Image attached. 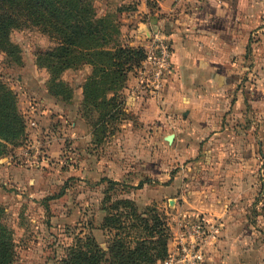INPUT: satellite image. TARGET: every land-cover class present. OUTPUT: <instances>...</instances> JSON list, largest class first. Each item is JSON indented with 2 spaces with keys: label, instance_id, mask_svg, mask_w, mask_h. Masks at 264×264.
I'll return each mask as SVG.
<instances>
[{
  "label": "rangeland",
  "instance_id": "rangeland-1",
  "mask_svg": "<svg viewBox=\"0 0 264 264\" xmlns=\"http://www.w3.org/2000/svg\"><path fill=\"white\" fill-rule=\"evenodd\" d=\"M87 2L97 18L118 26V41L128 45L127 31L134 24L125 16L136 10L138 0ZM10 39L19 52L16 58L0 52V81L15 94L21 115L30 105L36 110L32 115L36 127L26 128L23 138L0 139V208L13 234L14 264H59L76 239L86 236H92L106 251L116 231L102 227L105 209L122 213L112 209L122 198L129 199L139 214L154 212L164 222L169 255L155 264H167L170 257L181 256L176 249L180 240L189 236L182 229L184 218L196 215L217 227L215 237L201 249V264H264V128L255 131L253 126L255 119L264 123V86L251 105L252 111L246 110L252 119L243 121L241 128H232L231 137H223L228 138L230 156L202 155L204 177L209 166L214 173L203 189L217 192L230 187L239 196L228 219H206L196 211L175 210L172 202L167 203L169 190L163 186L178 166L186 164L177 156L175 141H167L174 132L181 133L166 125L164 120L172 115L155 116L162 106L163 90L158 96L148 74L140 73L139 68L129 74L134 86L127 88L126 82L120 92L121 115L98 140L90 126L97 115L82 103V85L89 68L67 70L52 85L48 70L36 66L35 53L51 48L53 40L33 27L13 31ZM251 85L254 88L256 84ZM247 145L255 157L250 163L243 157ZM191 165L188 161L187 167ZM106 180L117 185L107 190ZM122 232V236H144L141 231Z\"/></svg>",
  "mask_w": 264,
  "mask_h": 264
},
{
  "label": "crops",
  "instance_id": "crops-1",
  "mask_svg": "<svg viewBox=\"0 0 264 264\" xmlns=\"http://www.w3.org/2000/svg\"><path fill=\"white\" fill-rule=\"evenodd\" d=\"M125 20L134 24L127 31L129 46L143 45L155 33L171 43L173 72L155 116L172 115L164 121L181 131L174 132L172 142L186 165L178 166L163 186L169 190L167 203L206 219H228L238 191L203 189L214 173L209 166L204 177L202 155L229 157L228 138L223 137L252 119L246 110L252 111L264 86V0H138ZM133 86L129 77L127 88ZM253 122L255 131L264 128L263 122ZM243 157L255 161L248 145ZM191 160L195 162L187 167Z\"/></svg>",
  "mask_w": 264,
  "mask_h": 264
},
{
  "label": "trees",
  "instance_id": "trees-1",
  "mask_svg": "<svg viewBox=\"0 0 264 264\" xmlns=\"http://www.w3.org/2000/svg\"><path fill=\"white\" fill-rule=\"evenodd\" d=\"M27 27L40 30L54 42L51 48L35 53L36 66L48 70L52 85L67 70L89 68L82 85V103L95 111L97 117L90 126L93 136L102 140L108 126L121 115L120 92L129 74L144 61V49L120 44L118 26L97 18L87 0H0V52L16 58L19 50L10 35ZM25 133L16 96L0 81V139L15 141ZM106 182L107 190L117 185L112 180ZM112 209L122 213L105 209L102 227L116 231L107 250L92 236L77 238L59 264H155L169 255L168 230L157 214H139L125 198L117 200ZM2 213L0 208V264H14L13 234ZM124 230L141 231L144 236H122Z\"/></svg>",
  "mask_w": 264,
  "mask_h": 264
},
{
  "label": "built area",
  "instance_id": "built-area-1",
  "mask_svg": "<svg viewBox=\"0 0 264 264\" xmlns=\"http://www.w3.org/2000/svg\"><path fill=\"white\" fill-rule=\"evenodd\" d=\"M145 51V59L141 63L139 72L148 74L150 84L153 90L162 91L165 86L166 76L172 72V51L171 46L165 37L155 33L150 42L142 47ZM35 107L30 105L27 112L22 114L25 126L28 129H34L36 123L34 115ZM182 229L189 234L180 240V248H177V254L181 256L175 259L170 257L167 264H201V249L208 239L214 238L217 233V227L210 224L199 215L184 218Z\"/></svg>",
  "mask_w": 264,
  "mask_h": 264
},
{
  "label": "water",
  "instance_id": "water-1",
  "mask_svg": "<svg viewBox=\"0 0 264 264\" xmlns=\"http://www.w3.org/2000/svg\"><path fill=\"white\" fill-rule=\"evenodd\" d=\"M172 139H173V137H172V136H169V137L167 138V141H168V142H171Z\"/></svg>",
  "mask_w": 264,
  "mask_h": 264
}]
</instances>
